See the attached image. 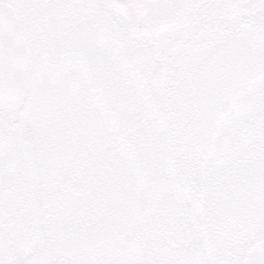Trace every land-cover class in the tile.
Returning a JSON list of instances; mask_svg holds the SVG:
<instances>
[{"label":"snow or ice","instance_id":"6c2138e0","mask_svg":"<svg viewBox=\"0 0 264 264\" xmlns=\"http://www.w3.org/2000/svg\"><path fill=\"white\" fill-rule=\"evenodd\" d=\"M0 264H264V0H0Z\"/></svg>","mask_w":264,"mask_h":264}]
</instances>
